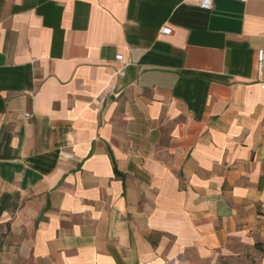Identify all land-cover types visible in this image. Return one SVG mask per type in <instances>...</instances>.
Masks as SVG:
<instances>
[{"label":"crops","instance_id":"1","mask_svg":"<svg viewBox=\"0 0 264 264\" xmlns=\"http://www.w3.org/2000/svg\"><path fill=\"white\" fill-rule=\"evenodd\" d=\"M260 50L264 0H0V264H264Z\"/></svg>","mask_w":264,"mask_h":264},{"label":"built area","instance_id":"2","mask_svg":"<svg viewBox=\"0 0 264 264\" xmlns=\"http://www.w3.org/2000/svg\"><path fill=\"white\" fill-rule=\"evenodd\" d=\"M196 2V4L205 10H211L213 8V0H194ZM242 1H247V0H242ZM171 29L170 28H163L161 30V32L163 34L169 35L171 34ZM116 60L122 61L123 60V56L122 55H118L116 56ZM257 70H258V74L261 76L263 70H264V50H260L258 52V56H257ZM262 88L264 89V85L262 86ZM61 156L64 158H68V159H72L73 156L72 154L62 151L61 152Z\"/></svg>","mask_w":264,"mask_h":264},{"label":"rangeland","instance_id":"3","mask_svg":"<svg viewBox=\"0 0 264 264\" xmlns=\"http://www.w3.org/2000/svg\"><path fill=\"white\" fill-rule=\"evenodd\" d=\"M5 232L4 230L0 227V240H2V238H4Z\"/></svg>","mask_w":264,"mask_h":264},{"label":"trees","instance_id":"4","mask_svg":"<svg viewBox=\"0 0 264 264\" xmlns=\"http://www.w3.org/2000/svg\"><path fill=\"white\" fill-rule=\"evenodd\" d=\"M116 172H117V174H119L117 170H116Z\"/></svg>","mask_w":264,"mask_h":264}]
</instances>
